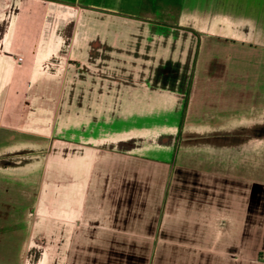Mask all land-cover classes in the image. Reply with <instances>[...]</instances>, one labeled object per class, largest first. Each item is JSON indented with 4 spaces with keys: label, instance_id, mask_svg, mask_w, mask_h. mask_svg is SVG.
Listing matches in <instances>:
<instances>
[{
    "label": "crops",
    "instance_id": "1",
    "mask_svg": "<svg viewBox=\"0 0 264 264\" xmlns=\"http://www.w3.org/2000/svg\"><path fill=\"white\" fill-rule=\"evenodd\" d=\"M262 198L264 0H0V264H260Z\"/></svg>",
    "mask_w": 264,
    "mask_h": 264
},
{
    "label": "rangeland",
    "instance_id": "2",
    "mask_svg": "<svg viewBox=\"0 0 264 264\" xmlns=\"http://www.w3.org/2000/svg\"><path fill=\"white\" fill-rule=\"evenodd\" d=\"M259 205H260V207L264 208V199H263V198L260 199ZM260 254H261V253H260ZM258 257H259L261 263L264 264V259H262L263 257H261V256H258ZM261 263H260V264H261ZM252 264H256V263H252Z\"/></svg>",
    "mask_w": 264,
    "mask_h": 264
}]
</instances>
